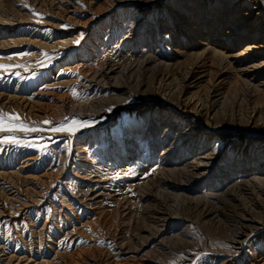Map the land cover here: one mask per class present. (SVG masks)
Segmentation results:
<instances>
[{
	"label": "rangeland",
	"instance_id": "rangeland-1",
	"mask_svg": "<svg viewBox=\"0 0 264 264\" xmlns=\"http://www.w3.org/2000/svg\"><path fill=\"white\" fill-rule=\"evenodd\" d=\"M254 12L248 0H0V111L37 129L0 133L19 140L0 145V264H264V195L234 189V140L264 145L244 124L264 119V64L236 70L264 60ZM245 43L253 52L234 57ZM191 65L185 97L208 106L216 87L217 104L188 125L154 72ZM197 138L209 163L180 183Z\"/></svg>",
	"mask_w": 264,
	"mask_h": 264
},
{
	"label": "bare ground",
	"instance_id": "bare-ground-1",
	"mask_svg": "<svg viewBox=\"0 0 264 264\" xmlns=\"http://www.w3.org/2000/svg\"><path fill=\"white\" fill-rule=\"evenodd\" d=\"M248 2H252L253 6L255 8V12H254L255 20L254 21L256 22V24L260 25L261 23H264V0H248ZM234 41L229 40V42H227L226 45L233 44ZM240 41H242V40H240ZM254 48H255L254 45L245 43L243 45V49L240 50V53H236L234 55V57L240 56L241 54H242L241 56L245 57L246 54H249L250 52H253ZM244 59L246 60V58H244ZM32 61H34V60H32ZM227 63H229V62L227 61ZM36 64H34V65L36 66ZM263 64H264V60L262 62H257L256 59L250 58V59L246 60L245 62H241V64L239 65L238 69H236V70L239 73H243L244 70L251 69L254 73H260V70H261ZM194 68H196V67L191 65L184 72H179L178 73V77H176V78H171V73L169 71L164 70V69H159V71L156 70L154 72V74H157L158 76H160L158 78L159 82H156V84L158 85L157 89L161 90L164 93L166 91L172 90L173 88H177L176 96L178 98V106L180 107V109L186 111V114H188V117H189L190 122H191L188 125H191L192 123L198 122L197 120H199V119H202V120L204 119V121H206L208 111L212 107H215V105L217 104L216 103L217 100L215 99L216 96H217L216 87H213L210 90V97H212V98L215 97V98L209 102L208 106H206L205 102L201 101V99L199 97H192V96H186L185 97V95H186V87H187V84H185V83H186V81L188 79L191 78V75H192V72H193ZM108 71H110V69L109 70L107 69L104 73L108 74L109 73ZM110 86H114L116 88H118V87L120 88L122 86V84L118 83V82H115V84L111 83ZM253 91H255V89H253L252 92ZM97 111L98 110H95V112H97ZM253 114L254 113L252 112L245 119V123L244 124L256 126L259 129H263L264 130V119L261 120L257 124H253V122H252ZM166 125H167L166 130H168V131L169 130H174L176 132V135H180L181 134L180 131L177 132L179 130V128L176 127L174 129L172 127V124H166ZM204 137L210 138V136L208 134H205ZM197 140H199V139L197 138L192 143H190L189 144V148L187 149L188 153H186V154L189 156L188 157L189 160H187L185 162V165L183 166V168L180 169V173H181V176H182L181 180H179L180 183L188 182V181L194 179L197 176H202L205 173V170L202 169L201 167L205 166V165H207V163H209L208 157H209V153H210V151L212 149L210 151H205L203 149V147L201 146V143H197ZM234 141H235L236 147H238L240 149V151H243L240 154H237L235 156H237L236 158L240 157L243 160V163L241 164V167L238 168V171H242L243 170L242 175L244 176V178L240 177L238 179V181L234 184L235 192L240 190L242 192H245V194H251L252 195L255 192H259L260 194L264 195V163L262 164V166H260L259 163H258L256 166L253 167V163L250 160L252 155H256L257 154L256 149L259 150L258 153H263V155H261V160L264 159V145L261 144V143L254 144L251 147V149H249V147H250L249 140H241V138H236ZM248 172H251L252 176H248ZM255 195H257V194H255ZM231 198H233V197H231ZM235 198H237V197H235ZM247 198H250V195ZM259 199H260V196H259ZM237 200L239 201V199H237ZM234 205L236 206V204H234ZM245 207H246V205H245ZM250 207L251 206H249V209H250ZM245 218H247V217H245ZM245 220L248 223H249L250 220L253 221V219H250V218L245 219ZM260 224L261 225L264 224V221L260 220ZM243 227L244 226H242L241 231L239 230L240 232H238L239 233L238 235H245V230L243 229ZM232 241H236V240H232ZM237 241H239V239Z\"/></svg>",
	"mask_w": 264,
	"mask_h": 264
},
{
	"label": "snow or ice",
	"instance_id": "snow-or-ice-1",
	"mask_svg": "<svg viewBox=\"0 0 264 264\" xmlns=\"http://www.w3.org/2000/svg\"><path fill=\"white\" fill-rule=\"evenodd\" d=\"M76 43H79V41H76ZM9 67L11 66L0 64V71L7 70V68ZM18 121H20V117L18 114L4 113L3 111H0V133H14L17 131H36L37 130L35 128H27L22 123H17ZM43 123L50 124L51 122L44 121ZM81 123L82 122L73 120L72 125H69L66 128L65 127L53 128L52 131L74 132L78 130L77 126H79ZM18 143H19V140L17 139L15 135H4L3 137H0V145L18 144Z\"/></svg>",
	"mask_w": 264,
	"mask_h": 264
}]
</instances>
